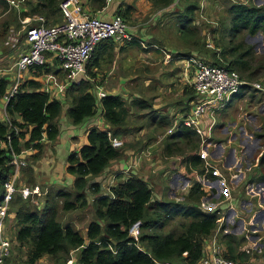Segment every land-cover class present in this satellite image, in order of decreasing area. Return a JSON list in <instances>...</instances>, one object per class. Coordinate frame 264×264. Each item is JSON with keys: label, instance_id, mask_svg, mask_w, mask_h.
<instances>
[{"label": "trees", "instance_id": "16d2710c", "mask_svg": "<svg viewBox=\"0 0 264 264\" xmlns=\"http://www.w3.org/2000/svg\"><path fill=\"white\" fill-rule=\"evenodd\" d=\"M62 1L65 0L26 1L30 9L21 12L18 21L27 16L41 15L45 17L46 24L61 22L63 16L59 4ZM91 1L95 9H101L104 5L103 0ZM173 1L158 0L164 6ZM221 1L225 5L224 16L211 29L214 36L218 31L221 32V38L213 40L214 47L206 46L195 23L200 0H183L185 7L176 15L177 30L185 43L193 47L191 50H196L193 55L203 58L208 53L209 57H205L210 60L206 59L207 62L234 70L242 80L249 83L260 76L264 77V53L257 55L253 45L244 42L242 35H264V1L260 5L253 0H247L246 3ZM117 14L124 18L123 13ZM9 23L6 20L1 23L0 41L6 39ZM106 40L111 47L112 41L117 42ZM95 50L91 56L95 55ZM92 66L89 62L86 64L85 77L69 84L63 100L51 99L48 94L39 91L40 83L36 80L45 72L59 70H53V65L49 63L31 66L33 77L19 84L17 92L5 106L9 120H0V194L3 192V183L13 170L10 164L12 153L33 147L36 152L27 157L33 161L39 160L45 144V141H41L42 136L45 135L49 142L56 139L60 131L56 120L64 102L69 105L66 115L73 125L92 118L100 109V115L107 126L105 129L89 127L86 143L67 155L66 171L74 177L69 187L46 190L42 206L39 200L34 203L32 197L14 195L8 211L15 214L14 236L11 239L14 251L18 254L24 252L25 264H34L45 255L50 257L53 264H64L72 251H77L75 260L78 264H197L204 255L205 240L217 228L216 220L219 216L218 209L207 210L201 206V198L208 193L199 182H192L187 196L181 202L154 199L153 189L148 182L134 173H129L122 181H116L106 193L102 191L100 183L90 180L100 175L112 160L123 156L124 143L119 148L114 147L107 131L111 132V136L121 139L134 131L130 121L134 112L147 110L144 115L151 117L150 122L158 115V110L150 107L154 97L147 98L143 92L139 93L141 97L139 95L131 99L119 94H105L98 98L92 81L95 75ZM8 85V79L0 77V100L7 93ZM260 99L263 100L262 97ZM193 100L194 92L189 102ZM187 106L184 111H189L191 104ZM164 119L158 118V126L170 125L171 120L167 122ZM175 128L173 133L162 134H165L161 139L164 153L182 156L181 162L189 173L194 170L211 176L210 169L205 172L204 162L198 154L199 136L182 123ZM262 130L264 123L256 133L263 146ZM257 159V165L260 168L264 166V149ZM261 170L263 174L260 179L264 180V171ZM28 177V184H25L35 185L32 173ZM17 182L19 185V179ZM91 195L93 218L87 224L86 234L82 235L72 223H62L60 214L85 207ZM137 221L140 222V232L135 239L130 236L129 228ZM243 238L229 233H222L219 237V241L226 247L224 256L236 264L248 263V252L238 251ZM10 263L9 255L2 264Z\"/></svg>", "mask_w": 264, "mask_h": 264}, {"label": "crops", "instance_id": "0c3cea01", "mask_svg": "<svg viewBox=\"0 0 264 264\" xmlns=\"http://www.w3.org/2000/svg\"><path fill=\"white\" fill-rule=\"evenodd\" d=\"M1 3L5 4L4 1L1 2L0 0ZM82 4L90 14L101 18H110L118 12L123 13V19L133 36L131 41L122 43L112 41V47L107 40L96 46L95 55L91 56L89 60L95 73L94 78H92L95 83V91L119 94L125 98L130 97L129 99L139 96L141 92H155L151 95L154 98L150 107L157 109L158 115L151 124L156 125L159 117H164L167 122L169 119L171 122L167 126L172 128L171 133H173L176 129L173 125L177 126L181 115L188 112L187 110L184 111V108L189 107L187 104H190L189 101L193 92L188 79L189 72L191 73L188 57L196 54V50H191L193 47L191 48L188 42L185 43L176 24V15L183 11L185 5L182 6L178 0H174L167 6L159 3L158 0H112L102 10V8L95 9L91 0H82ZM21 35L16 37L15 39L18 41L13 43L12 36H9L7 41L10 39V43L5 42L6 47L15 48L17 43L22 41L24 45L22 51L27 50L25 35L24 37ZM22 51H17L16 53L19 52L17 56ZM166 53L174 54L171 60L168 61L165 58ZM15 62L6 70L9 72L5 74L9 81L8 89L14 82ZM49 64L53 65V70L58 68L56 61ZM32 77L33 75L29 72V74L24 75L22 82ZM38 78L35 79L38 80ZM240 94L244 96L243 91ZM240 97L237 95L233 100H229L230 102L225 108L226 111L230 110V112L238 111L239 115L236 117L229 113L226 115V119L219 121L220 133L213 135V137L217 135L216 139L214 138L216 147L210 148V156L216 162H220L221 166L230 168L229 175H236L233 178L228 175L227 178L231 189L230 200L218 199L221 196L219 189L221 185L217 178L209 176V173L203 174L194 170L189 173L184 163L181 162L183 161L182 156L164 153L159 135H150V128L153 126L147 128L148 130L143 127L139 133L132 132L122 137L121 139L125 144L123 156L112 160L100 175L90 178V180L100 183L102 191L106 193L111 185L116 181H122L129 173L138 175L141 173L140 176L153 189L154 199L159 201L172 199L181 202L187 196L192 182L197 181L208 193L201 198V204L215 207L224 217L221 222V229L224 228L225 232H220L219 235L229 233L238 237L243 236V242L238 247V251L248 252L247 264H264V180L260 179L263 174L261 168L264 171V166L260 168L257 165L259 158L254 159V162L251 160L259 147L258 142H256L259 137H255L252 132L261 129L260 126L264 123V100L257 99L253 102V99L246 101L243 98L240 100L243 104L238 103L236 107L230 108ZM68 106L66 102L62 104L61 114L56 120L60 126L59 134L52 142L45 141L44 155L35 161L26 158L30 162L26 168L24 167V170H22L23 168L20 170L18 177L20 184H17L18 186L26 185L30 173H32L35 185L41 188L44 186V190L54 191L60 187L67 188L72 184L74 177L66 171L67 155L70 151L86 143V133L89 127L95 126L101 129L105 127V123L100 115V109H98L96 115L79 124L83 128L76 131L77 125L70 123L66 115ZM256 109L259 112L255 113ZM4 112V109L0 107V116L4 115ZM136 114L137 116L144 115V111L134 112V115ZM259 115L261 117L260 123L256 124V117ZM217 123L218 121H216V125ZM228 126H231V131H229ZM250 127H252V131ZM146 131L149 137L141 142L143 146L145 143L144 151L142 150L138 154L137 150L128 147L125 141L130 140V138L135 139L137 136L142 138ZM225 133L228 134L224 138L223 134ZM150 138H153L152 142L148 141ZM234 151L237 152L236 156H233ZM134 154L140 156L135 157ZM92 197V195L89 197L85 207L76 209L82 210L83 219L78 220L81 225L73 222L69 212L64 216L62 223H74L79 231H83L80 233L85 235L87 224L93 218L92 209H88ZM212 197L214 198L213 201L209 199ZM43 200L44 198L39 199L40 206L43 205ZM232 205L238 207L237 213H234ZM14 215L13 211L10 212L6 222V226L12 225L13 229ZM210 241L211 235L204 242V250L207 249ZM223 247L226 251V247L224 245ZM15 253L16 251L13 249L10 260L16 256L17 253ZM13 254L15 255L13 256ZM76 254L77 251H72L70 254V257L72 256L74 259L73 264H78L75 260ZM46 257L49 256H42L34 264H42V259H46ZM10 264L15 263L11 262Z\"/></svg>", "mask_w": 264, "mask_h": 264}, {"label": "built area", "instance_id": "2783aa9c", "mask_svg": "<svg viewBox=\"0 0 264 264\" xmlns=\"http://www.w3.org/2000/svg\"><path fill=\"white\" fill-rule=\"evenodd\" d=\"M5 1L9 7L18 8L26 0ZM103 1L102 10L112 0ZM59 7L63 16L61 22L46 24L45 17L40 15L23 18V24L26 23L25 41L27 50L20 52L14 64V82L0 100V107L4 111L10 97L17 92L24 75L29 74L31 66L43 65L52 61L58 62L57 69L62 75L56 71L43 73L38 78L40 83L38 90L48 94L51 99L63 100L69 84L79 81L85 75L86 64L89 62L91 54L99 42L113 39L122 43L133 39L127 23L119 14H114L110 18L97 17L84 9L82 0H65L59 4ZM29 20L31 24H29ZM9 40L6 43H10ZM11 40L12 43L16 41L13 38ZM206 46L208 48L213 47L209 37L206 39ZM173 56L174 54L171 53L165 54V58L168 61ZM188 64L191 68L188 79L194 92V100L190 103L189 111L181 115L178 124L182 123L190 127L199 136L200 148L198 154L204 162L205 172L207 173L210 169L211 176L217 178L220 182V194L224 199L230 200L231 191L227 178L231 170L230 168L219 166L210 156V148L216 147L215 140L212 139V131L216 125V113L220 108L225 107L230 98L238 93L245 84H250L255 91L261 93L264 97V84L260 81L246 82L240 78L236 71L211 64L196 55L188 57ZM96 94L98 98H101L106 93L98 90ZM0 120H9L6 111L4 115L0 116ZM104 126V129L107 128L106 125ZM173 127H176V125H173ZM107 132L114 147L119 148L123 145L122 139L111 136L110 131ZM171 132L172 128H169L165 134ZM15 133H17L16 129ZM165 134L159 136L160 141ZM25 136L28 137L27 135ZM6 137L7 139L10 138L9 135ZM41 141H46L45 135L42 136ZM218 147H221V145H218ZM34 152H36V149L30 147L11 155L10 164L13 166V170L9 178L3 183V192L0 194V264L12 251L13 241L5 234L6 219L12 198L15 194L28 198L34 194L39 195V191H41L38 185H17L20 170L26 165V157ZM229 176L233 178L236 175L232 174ZM202 207L207 210L215 208L209 205L204 206V204H202ZM218 213L217 228L211 235V241L207 249L204 250L203 257L197 264H236L235 261L224 256L225 248L219 241V233L225 232L224 228L221 229V222L224 217L221 216V212ZM139 228V221L133 223L129 228L130 236L137 239L140 232ZM73 263L74 259L71 256L65 264Z\"/></svg>", "mask_w": 264, "mask_h": 264}, {"label": "rangeland", "instance_id": "374dc122", "mask_svg": "<svg viewBox=\"0 0 264 264\" xmlns=\"http://www.w3.org/2000/svg\"><path fill=\"white\" fill-rule=\"evenodd\" d=\"M26 1H29V2L31 1L32 3L35 2L34 0H26ZM26 1L23 2L22 4H20V6L18 8L10 7V9H8V6L5 5L6 1H5V4H3V3L0 4V6H1L0 7V26H1V23H3L5 20L6 21H10V23H9V27L10 28L7 31L6 39L5 40L3 39L2 41H0V53H1L0 54V77H5V74L9 73V72H6V70L18 59L17 55H18L19 52L18 53H16V52L20 51V50L22 51L24 49V45L22 44V41H19L17 43V45H16L17 48L16 47L15 48H7L6 45H5V42L7 41L9 36H12V38L15 39L16 37L18 38V36L20 34H22L21 36L24 37L26 23L23 24V22H22L23 18L20 19L21 22H20V20L18 21V19H19V16L21 17V12L29 11V9H30L28 7V5L26 4ZM179 1H181V2H179ZM231 1H233V2H242V3H246L247 2V0H231ZM263 1L264 0H253V2L255 4H257V5L262 4ZM178 3L182 4V6L185 4L183 2V0H178ZM7 9H8V11H7ZM224 9H225V5H224L223 1H221V0H200V8L196 12V17H195L196 22L195 23L200 29L203 41L206 42L207 37H209V39L211 40L212 45H215L213 40L216 39V38H219V37L221 38V32L218 31L217 33H215V36H214L212 31H211V29L217 25L219 18L222 16V14L224 12ZM32 16H34V15H31L29 17H32ZM32 23H34V22H32ZM29 24H31L30 20H29ZM11 27H13V28H11ZM221 31H222V29H221ZM242 35H243V39H244L243 41L246 42V43L252 44L253 47H254L255 52L258 53L257 55L264 53V35L263 34H261V33L255 34L254 36H251L252 38H250L249 35L246 34V33H243ZM17 41H18V39L16 40V42ZM217 41H218L217 44L220 45L219 40H217ZM205 56L209 57L208 53L204 54V56H202V57L205 60L206 59L210 60L209 58H206ZM256 81L257 82L260 81L262 84H264V77L260 76L259 79L253 80L252 82H256ZM242 91L244 93V96L240 97L234 103V105H232L230 108L236 107L238 105V103L239 104H243V102L240 101L243 98H245L246 101L253 99L254 100L253 102L257 101V99H260L261 97L264 100L263 95L261 93L257 92V91H253V87L250 84H247L246 87H242V89H240V91L238 93L234 94L230 98V100H233V98L236 97L237 95H239L240 92H242ZM153 94H155V92H152V91L151 92H144V96L147 97V98L151 97V95H153ZM128 98H130V97H128ZM226 107H227V104L222 109L220 108L218 110V112L216 113V121H218V123H217V125H215V127L213 129V132H212L213 135H214V133H216V134L220 133L221 126H220V122L219 121H223V119H226V115H229V113H231L230 115H233V116H236V117L239 115L238 111H233V112H230V110L226 111V109H225ZM144 112L146 113L147 110H145ZM257 112H259V111H257V109H256L255 113H257ZM150 118L151 117L148 118L145 115L144 116H137V114L136 115H132L131 118H130V121H131V125L134 126V131L133 132L134 133L135 132L139 133L140 129H142L143 127L146 128V129L147 128L149 129V127L153 126V124H151V122H150V121H152V119H150ZM260 118H261L260 115H259V117L258 116L256 117V119H257V123L256 124L260 123ZM251 123H253V122H251ZM166 126L167 125L158 126V123H157L152 128H150L151 129L150 135H152V136L162 135L163 133H165L166 129L168 128V126L167 127ZM228 127H229V131H231V126H228ZM82 128H83L82 125H77L76 131H79ZM260 128H261V126H260ZM250 130L252 131V127H250ZM259 130L258 131L257 130L254 131L253 130L252 133H253V135L255 137H257L256 133L259 132ZM262 131H264V130H262ZM227 134L226 133L223 134V137L225 138L227 136ZM216 136L217 135H215V137ZM148 137L149 136H147V131H146V133L144 134V137L141 138L140 136L139 137L137 136L135 139L130 138V140H126L125 142L128 144V147L136 149L138 154H140V151H142L144 149V146H143V144H141V142L144 141L143 139H146ZM137 138H138V140H137ZM148 141L152 142L153 138L148 139ZM256 142H258V146L259 147H258L257 151L255 152L254 156H252V158H251L252 161L254 159H257V157H259L261 155V152H262V150L264 148L263 147L264 145L262 146V140L261 139L257 140ZM124 146H125V144H124ZM132 146H134V147H132ZM224 149H223V151H224ZM223 151L221 152V154L223 153ZM44 152L45 151H44V148H43V152L41 154V157H42V155H44ZM138 154H134L133 156L139 157L140 155L138 156ZM30 155L31 154H29V156ZM236 155H237V152L234 151L233 156H236ZM27 158L29 160H32V159H30V157H27ZM28 159H26L27 160L26 161V165L27 166H28V164L30 162V161H28ZM31 162H33V161H31ZM219 163L217 162V164L220 166ZM26 165H25V168L27 167ZM25 168H23L22 170H24ZM136 170L139 171L140 169H136ZM140 175H142V174L140 173ZM17 179H19V178H17ZM43 189H44V186L42 188L40 187V190H41V191H39L40 194L39 195L34 194L32 196L31 200L34 203H36L40 198H44L45 197V191L46 190H43ZM230 191H231V189H230ZM220 198L222 199L223 196L221 195L218 199H220ZM209 199L213 201L214 198L212 197V198H209ZM91 201H92V199L90 200V203H89V207H88L89 210H91ZM201 206H202V204H201ZM232 207H233L234 213H237L238 207L236 205H232ZM67 213L62 212L60 214V218H62V220H63L64 216ZM69 213H70L69 216H70V218L73 219V222L75 224L77 222L78 225H81V223H79L78 220H82L83 219L82 218V210L70 211ZM234 215H233V217H234ZM7 219H8V217H7ZM7 219H6V222H7ZM11 223L12 222L10 221V224ZM74 223H72V224H74ZM75 224H74V226H75ZM80 230H82V229H80ZM6 231H7L6 236L8 238L12 239L13 238L12 235L14 236L13 226L12 225H10V226L7 225L6 226ZM80 232H83V231H80ZM12 251H13V243H12ZM12 251H11V253H12ZM15 254H13V256ZM10 256H11V254H10ZM24 257H25V254L22 251L19 254L17 253L16 256L14 258H12V259H16V260H12L11 259V262L15 263V264H20V263L24 264L25 263V258ZM41 263L42 264H46V263L48 264V263H53V261L49 257H46V259H42Z\"/></svg>", "mask_w": 264, "mask_h": 264}, {"label": "water", "instance_id": "95a60500", "mask_svg": "<svg viewBox=\"0 0 264 264\" xmlns=\"http://www.w3.org/2000/svg\"><path fill=\"white\" fill-rule=\"evenodd\" d=\"M259 34V33H258ZM250 38H252L251 36H249Z\"/></svg>", "mask_w": 264, "mask_h": 264}]
</instances>
